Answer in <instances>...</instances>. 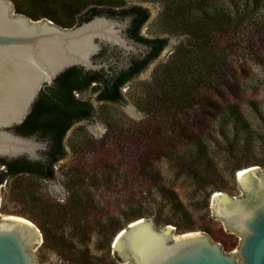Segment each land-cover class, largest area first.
I'll use <instances>...</instances> for the list:
<instances>
[{"label":"trees","instance_id":"obj_1","mask_svg":"<svg viewBox=\"0 0 264 264\" xmlns=\"http://www.w3.org/2000/svg\"><path fill=\"white\" fill-rule=\"evenodd\" d=\"M165 1L167 4L163 9L160 22H165L166 30L182 37V40L176 47L170 61L154 70L150 84L142 88L141 98L137 103V107L145 116L158 118L159 122L150 120L151 122L148 121L145 124H130L125 129L119 128L116 124H109L107 125L109 137L106 143L99 147L98 152H95L97 149L95 144L89 142L87 137H83V140L80 141L83 143L77 145V150L83 147V151L88 149L89 152L94 153V161L97 164H92L89 167L96 174L87 172L89 173L88 180L87 176L83 174L84 167L80 164L84 163V160L74 161L79 165L78 168L71 170L68 176L69 182L66 183V189L69 192V197L66 204L48 206L47 209L49 208L51 213H49L50 219H47L44 224L37 222L25 213L10 212L24 216L36 224L42 235V247L54 245L55 248L63 252L61 257L66 261L70 260L75 264H94L98 258L89 254L87 246L83 248L81 245L80 250L74 249L72 254L68 252L70 257L67 256L65 247H63L64 236H56L61 227L58 225L64 224V222H69L70 239H76L81 244L85 243L83 239L86 234L90 233L87 229L94 227L93 230L98 231V236L103 240L102 245L105 244L107 250L111 249V245L120 231L139 219L154 216V223L157 228L172 226L180 234L191 233L196 230L190 214L178 196L168 189L161 190L159 188V174L154 168L161 159L170 162L173 159L176 162L175 168L179 175H184L194 182L200 190L206 193L207 200L211 192L223 190L219 183L213 182L209 173L210 164L207 161L209 150L202 133L198 136L192 134L195 148L191 154L184 155L180 161L174 156L176 151L171 150L174 148L173 140H185L190 137L189 132L194 133V127L189 129L188 124L181 122L179 116L182 112L200 111L203 112L204 117L205 114L210 116L209 111L211 110L218 112L219 115L222 114V124L225 129L230 128L232 134L231 138L225 141L226 149H229L228 152L233 160L232 178L242 169L259 166L258 161L253 159V154H251V150L254 148L253 141L245 140L241 145H238L239 137L246 134L249 125L244 122L243 116L236 105L229 101L231 100L229 98L235 95V79L237 74L243 71V67L238 64L237 59H239L240 53L246 55V50H248L247 38L254 41V39L259 40L264 35V1L223 0L222 2L228 3L227 7L223 6L221 0ZM13 7L16 14L24 15L32 21L50 18V9L43 0H23L21 5L15 4ZM253 45L257 46V44H252L249 48H252ZM233 57L237 59L233 60ZM71 75L68 73L63 76L61 82L71 79ZM103 91L100 96L102 99L114 103L122 100V95L117 86H105ZM43 95L44 93L36 101L31 114L24 123L14 128L16 134L28 137L38 126L40 128L58 127L60 122L66 121L67 117L64 116L63 120H59L62 116L61 113L59 114L60 117L55 119H52L51 114L45 115L46 109L56 107L55 109L61 112L75 109L74 103L69 104L70 101L67 103L63 100L61 104L54 103V106L48 108L47 99ZM222 103L226 104L224 108H221ZM45 116L51 120H47ZM164 141L167 142L164 146L149 148L151 143L163 144ZM111 147L117 150H149L144 154V151H141L132 160L134 164H130L132 166L128 169L135 171L137 177L142 176L149 179L150 190L157 192L160 196L157 201L160 214L156 211L152 213L151 210H146L142 204L137 208L130 206L118 215L108 213L104 218L103 216L99 218V222H95V226H87L86 228L82 224L85 220H88V225L93 224L95 211L97 212L96 216H100L99 207L94 205L92 195L83 193L86 182L89 181V184L94 187L100 185L109 187V181L103 180L102 175H98V170L117 172V168L121 166L120 163L125 161L123 158L125 154L120 151L115 154L117 155L115 159L119 160L114 169H108V163L104 159L111 156L108 152ZM132 153L128 154L127 159L129 156L131 157ZM55 161L52 159L45 165L40 164V162L29 163L23 159L10 163L1 160L0 166L6 167V172L0 173V186L4 182L6 184L11 183L10 196L22 199L26 190L21 177L28 176L31 179L45 182L53 180ZM135 165L136 168H134ZM164 209L169 210L167 215L164 214ZM66 210L67 213L64 212ZM1 211L3 214L8 213L5 208ZM70 244L72 243L67 245ZM114 257L111 264H121L116 254Z\"/></svg>","mask_w":264,"mask_h":264},{"label":"water","instance_id":"obj_2","mask_svg":"<svg viewBox=\"0 0 264 264\" xmlns=\"http://www.w3.org/2000/svg\"><path fill=\"white\" fill-rule=\"evenodd\" d=\"M13 12L10 0H0V160L45 163L48 142L13 131L31 114L42 90L72 68L109 73L107 64L94 59L103 47L128 53L137 50L119 34L117 23L104 18L62 29L46 20L31 21ZM114 105L132 115L123 96ZM86 126L94 137L103 136V132L95 133L101 129L95 121ZM66 156L64 151L62 160ZM244 170L245 174L236 176L240 196L219 193L212 197L213 219L239 238L234 253L225 254L206 234L174 238L170 227L159 229L153 220L139 219L120 231L113 241L112 250L120 263L264 264V172L256 166L241 171ZM45 183L55 195L64 197L55 177ZM41 240L40 231L31 222L0 215V264H36L32 250Z\"/></svg>","mask_w":264,"mask_h":264},{"label":"rangeland","instance_id":"obj_3","mask_svg":"<svg viewBox=\"0 0 264 264\" xmlns=\"http://www.w3.org/2000/svg\"><path fill=\"white\" fill-rule=\"evenodd\" d=\"M10 1L13 6L15 4L21 5L23 2V0ZM222 1L223 0H221L223 6L227 7L228 3ZM166 4L167 1L163 0V9L166 7ZM13 13L18 15L15 12ZM43 20L45 19L42 18L39 21ZM158 26L160 27V23ZM151 29H153V25ZM167 34V37L172 42L174 36L177 37L178 40L174 41L172 45L170 43L169 48H171L169 51L171 52L166 56H164V54L161 56V59L155 66L154 70L170 61L172 54L182 40V37H179L174 33L167 31ZM252 40L249 38L246 40V45L248 48V50H246V55H243L244 53H240L238 55L239 59L233 57V60H238V64L243 67V71L238 73L236 77L237 80L235 79V95H233V97L227 98L231 99L229 101L236 105L240 114L243 116L244 122L249 125V130L246 132V134H243L239 137L238 145H241L245 140L253 141L254 148L251 150V154H253L252 157L258 161L259 166L256 167H258L261 172H264V35H262L259 40ZM252 44H257V46L253 45L252 48H249L250 45L252 46ZM251 53L252 56H250ZM154 70L151 71L150 76L146 74L145 77H140L139 80L134 81L131 85H126L122 88V96L129 105L132 115H128L119 106L108 105L100 109V123L105 124V126L109 124H116L119 126V128L122 127L125 129L128 128L130 124H145L150 120L153 122H159L158 118L154 119L151 116H145L137 107V103L141 98V91L143 90L142 88L145 85L150 84ZM225 106L226 104L222 103L221 108H224ZM196 109L198 110V108ZM209 112L211 115L208 116L205 114V117L202 115L203 112L200 111H189L186 113L182 112L179 116L181 122L188 124L189 129L194 127V133L189 132L190 137L185 140L176 141L172 139L174 148H171V150L173 152L176 151L174 156L178 161H180L184 155L191 154L195 148V143L193 141L194 137L192 134L194 136H198L202 133V137L204 138L205 144L209 150L207 159L210 164L209 173L213 178V182L219 183L223 187V190L220 192H211V195L207 200L206 193L200 190L194 182L184 175H179L175 168L176 162L173 161V159H171V162L166 159H161L154 166V168L159 174V188L161 190L168 189L169 191L174 192V194L178 196L179 200L190 214L192 222L196 227V230L191 233H201L208 235L214 243L221 246L225 254H232L236 251L239 245V238L233 233L226 232L223 224L213 219L211 213L213 195H217L219 193L229 197H238L241 195L238 187V181L236 179L237 174L234 178H232L233 160L228 152L229 149H226L225 145V141L227 139L229 140L232 134L230 128H224L222 124V114L219 115L218 112L216 113L212 110ZM95 123L101 128V124H99V122L95 121ZM76 131L79 134L73 133ZM71 132L73 134H71V138L69 137L67 142L72 145V149L67 147L65 148L67 156L58 164L55 172V180L64 190V197L62 198L55 195L44 181L38 179L34 180L28 176H23L21 178L26 192L22 199H16V197L10 196L11 183L6 184V182H4L0 186L1 216L19 217L27 220L24 218V216H21L17 213H10L17 211L25 213L37 222L44 224L47 219H50V212L48 210L49 208L47 209L48 206H63L66 204V201L69 197V192L66 189V183L69 182L68 176L70 171L76 169V167L78 168L79 165V163L74 161H80L82 159L84 160V163L80 164L83 165V174L87 176L88 180L89 173L87 172L96 174L93 172V169L89 167L92 164H97L94 161V153L89 152L88 149L83 151V147L80 150H77V145L80 143L79 137L81 135L87 137L89 142L95 144L94 146L97 148L95 152H98L100 150L99 147L106 143V140L109 137V132L106 134V130H102V132H104L103 136L97 138L93 136L88 126L84 127L81 125L74 127ZM165 135L167 137V133ZM166 143V141H164L163 144H156V142H154L149 144V148L154 146H164ZM120 151L125 154L123 155L125 161H120L122 163H120L121 166L117 168V172H114V170L111 169H114L116 162L119 160L115 159L117 158V155L115 154L119 153ZM141 151H144V154L149 150L144 149ZM141 151H133V149L117 150L114 147H111L110 150H108L109 155L111 156L104 160L105 162L107 161V167L108 169L110 168L111 171L107 170L104 172L102 169H99L98 175H102L103 180L109 181V187H106L105 185L94 187L92 184H89L88 181L86 182L85 188L83 190V193L92 195V198L94 199V205L99 207L98 212H100V216L97 217V212L94 210V223L88 225V220H85L84 224H82L83 226H86V228L87 226H95V222H99V218L102 216L104 218L108 213L118 215L120 212L125 211L124 209L130 206L137 208L141 204L146 207V210L149 209L152 213H155L156 211V213L160 214L158 212L159 206H157V201L160 196L157 194V192L150 190V185L148 184L149 179H146V177L142 176L137 177V174L135 175L134 173L135 171L128 169L132 166L130 164H134L132 160L135 159ZM130 153H132V155L127 159L128 154ZM134 168H136V165ZM4 208L8 211V213L3 214L1 209ZM103 209L105 210L103 211ZM64 212L67 213L68 211L66 210ZM163 212L167 215L169 210L164 209ZM145 219H151L154 221V216ZM32 224L37 228L36 224ZM58 226L61 227L59 233H57L56 236H64L65 242L63 247H65L67 256L70 257L68 252L72 254L74 249L80 250L81 246L83 248L87 246L86 248H88L87 250L89 251V254L95 258H98L97 261H94V264H111V260L115 258L112 245L111 249L107 250L105 244L102 245L103 240L100 236H98V231H96V229L93 230L94 227L87 229L90 231V233L86 234L83 239L85 243L81 244L80 241L76 239H70L71 229L69 222H64V224L61 223ZM167 227H170L172 230L171 233L172 237L174 238L190 234H180L174 227ZM42 243L43 240H41V243H39L38 246L32 250L36 258V264H75L70 260L66 261L64 258H62L61 254L63 252H61L60 249L55 248L54 245L44 248L42 247ZM68 243L72 244L67 245ZM67 246H69V249L66 250Z\"/></svg>","mask_w":264,"mask_h":264},{"label":"flooded vegetation","instance_id":"obj_4","mask_svg":"<svg viewBox=\"0 0 264 264\" xmlns=\"http://www.w3.org/2000/svg\"><path fill=\"white\" fill-rule=\"evenodd\" d=\"M43 1L50 9V18L43 19L51 24L62 29H74L95 18H104L117 23L119 34L137 50L135 53H128L116 47H103L94 59L97 62L107 64L109 73L104 70L84 72L80 68H72L60 75L52 86H46L42 90L39 97L44 93L43 97L45 96L47 99L48 108L54 106V103L61 104L63 101L67 103L70 101L69 104L74 103L75 108L67 112L56 110V107L54 109L49 108L50 110L46 109L45 115L51 114L52 119H55L60 117L59 114L61 113L62 116L59 120H63L64 116L67 117L66 121L60 122L58 127L40 128L38 126L30 135L28 134V137L34 136L39 141L48 142V150L44 153L47 160L40 164L46 165L55 159L54 170L59 161L62 160L65 148L72 149V145L67 142L69 137L71 138V134H79L77 131L72 133L71 130L79 125L86 127V124L94 121L101 124L99 121L100 109L122 101L114 103L102 99L100 96L104 92V87L117 86L122 95L123 87L131 85L140 77H145L146 74L151 75V71L154 70L161 56L163 54L166 56L171 52L169 51L170 43L172 45L178 38L174 36L173 42L169 43L166 23L160 22L163 13V0ZM159 23H161L160 27L158 26ZM152 25L153 29H151ZM68 73L72 74L71 79L61 82L62 77ZM90 97L93 100H89ZM46 119L51 120L47 117ZM101 130H106V134L109 132L108 127L103 123L101 129L95 130V133L100 135V133L102 134ZM13 131L15 132L16 129ZM83 137L85 136L79 137L80 141L83 140ZM1 170L5 173L6 167L1 166Z\"/></svg>","mask_w":264,"mask_h":264},{"label":"bare ground","instance_id":"obj_5","mask_svg":"<svg viewBox=\"0 0 264 264\" xmlns=\"http://www.w3.org/2000/svg\"><path fill=\"white\" fill-rule=\"evenodd\" d=\"M245 172H246L245 170L244 171H239V172H237V176L240 177L241 175L245 174ZM217 195H215V196H217Z\"/></svg>","mask_w":264,"mask_h":264}]
</instances>
